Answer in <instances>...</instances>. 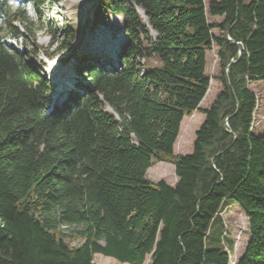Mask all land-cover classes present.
Segmentation results:
<instances>
[{
    "label": "trees",
    "instance_id": "16d2710c",
    "mask_svg": "<svg viewBox=\"0 0 264 264\" xmlns=\"http://www.w3.org/2000/svg\"><path fill=\"white\" fill-rule=\"evenodd\" d=\"M95 1L94 26L114 15L124 40L113 58L80 59L68 25L57 51L76 76L60 91L7 43L26 15L0 0V264H230L227 203L248 221L234 264H264V133L248 87L264 83V0ZM213 45L221 90L200 110ZM195 111L192 151L175 155ZM156 162L174 165L173 185L146 178Z\"/></svg>",
    "mask_w": 264,
    "mask_h": 264
},
{
    "label": "rangeland",
    "instance_id": "374dc122",
    "mask_svg": "<svg viewBox=\"0 0 264 264\" xmlns=\"http://www.w3.org/2000/svg\"><path fill=\"white\" fill-rule=\"evenodd\" d=\"M207 6L209 0H204ZM95 0H54L36 8L34 4L25 0H9V17H13L16 9L24 10L26 18H20L13 24L22 32L19 39L7 38V43L22 51L41 74L52 82L54 87L61 89L68 86L69 81L76 76L73 68L72 54L68 51L58 52L57 48L62 41L64 31L68 25L73 26L76 34L72 42V48L80 59L92 58L104 54L113 58V52L123 37L118 27L119 20L116 16L110 15L106 25L94 26L91 12L95 6ZM6 19L9 20L10 18ZM209 23H219L221 17L207 14ZM5 17H0V23L4 28ZM218 35V29L212 30ZM56 33V34H55ZM54 35V36H53ZM217 46L206 52V74L210 77L207 92L199 104V109H206L213 102L217 93L221 90V84L217 79L219 65L217 57ZM66 57L64 62L61 58ZM68 57V58H67ZM249 89L257 98V106L253 114L252 131L264 133V83L253 81L248 84ZM204 119V114L195 111L189 116H184L179 134L173 146L175 155L190 154L195 139V131ZM160 169V170H159ZM146 178L151 182L159 180L167 184H174L177 180L174 173V165L169 162H156L146 171ZM223 222V234L231 243V262L234 264L244 250L248 239V221L243 211L237 204L227 203L219 211ZM78 241H73L76 244ZM94 264H126L120 263L113 258L95 254ZM142 264H150V256H146Z\"/></svg>",
    "mask_w": 264,
    "mask_h": 264
},
{
    "label": "crops",
    "instance_id": "0c3cea01",
    "mask_svg": "<svg viewBox=\"0 0 264 264\" xmlns=\"http://www.w3.org/2000/svg\"><path fill=\"white\" fill-rule=\"evenodd\" d=\"M170 185H173V184H170Z\"/></svg>",
    "mask_w": 264,
    "mask_h": 264
},
{
    "label": "bare ground",
    "instance_id": "6f19581e",
    "mask_svg": "<svg viewBox=\"0 0 264 264\" xmlns=\"http://www.w3.org/2000/svg\"><path fill=\"white\" fill-rule=\"evenodd\" d=\"M177 141V140H176ZM160 170V169H159Z\"/></svg>",
    "mask_w": 264,
    "mask_h": 264
},
{
    "label": "water",
    "instance_id": "95a60500",
    "mask_svg": "<svg viewBox=\"0 0 264 264\" xmlns=\"http://www.w3.org/2000/svg\"><path fill=\"white\" fill-rule=\"evenodd\" d=\"M141 13V12H140Z\"/></svg>",
    "mask_w": 264,
    "mask_h": 264
}]
</instances>
